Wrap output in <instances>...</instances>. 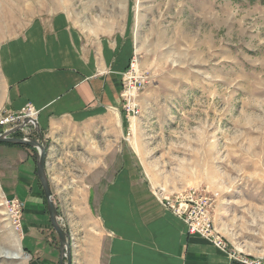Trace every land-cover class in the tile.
<instances>
[{"label": "rangeland", "instance_id": "obj_1", "mask_svg": "<svg viewBox=\"0 0 264 264\" xmlns=\"http://www.w3.org/2000/svg\"><path fill=\"white\" fill-rule=\"evenodd\" d=\"M66 10L82 22L115 12L133 34L132 58L146 77L137 96L139 115L128 119L121 109L134 186L163 210L165 198L205 194L223 238L237 232L239 238H264V0H0V44L25 34L45 13ZM12 125L0 126V135ZM33 136L36 127L28 125L14 138ZM86 197L78 199L80 216L88 215ZM13 200L21 204L18 219L10 215ZM90 205L96 213L97 200ZM23 210L18 197L0 189V264H59V239L51 227L44 238L52 247L49 263L29 256ZM63 216L58 213V222L68 232ZM69 243L72 264H82L83 238Z\"/></svg>", "mask_w": 264, "mask_h": 264}, {"label": "crops", "instance_id": "obj_2", "mask_svg": "<svg viewBox=\"0 0 264 264\" xmlns=\"http://www.w3.org/2000/svg\"><path fill=\"white\" fill-rule=\"evenodd\" d=\"M77 15L45 13L25 34L0 44V116L28 106L38 112L53 203L64 215L69 238L84 240L82 264H102L103 251L105 264H239L188 235L180 219L134 186L120 99V73L137 51L134 37L115 12L86 22ZM122 141V165L116 170ZM0 158L2 193L23 203L24 247L34 260L49 263L52 247L44 238H50L52 226L35 153L25 145L1 144ZM81 195L87 196L88 215L78 212ZM224 239L250 257L264 256V238H239L237 232Z\"/></svg>", "mask_w": 264, "mask_h": 264}, {"label": "built area", "instance_id": "obj_3", "mask_svg": "<svg viewBox=\"0 0 264 264\" xmlns=\"http://www.w3.org/2000/svg\"><path fill=\"white\" fill-rule=\"evenodd\" d=\"M135 56V54L133 55ZM137 61L133 57L129 66L120 73L122 111L129 118H136L139 115L137 104L138 93L144 88L146 77L138 74ZM37 111L28 106L17 115H9L0 117V126L15 123L7 131L23 124L24 120L28 123L20 131L28 125L36 127ZM20 124V125H21ZM26 137H28L26 135ZM24 137V140L30 138ZM162 204L164 209L171 212L175 217L180 219L186 226L189 235L197 236L211 244L214 248L229 254L231 260L239 264H264V256L250 257L247 254L233 248L214 228L212 221V199L211 197L188 191L176 195L174 198H165ZM10 215L12 218H19L21 204L18 200L11 201ZM16 228L19 225H15Z\"/></svg>", "mask_w": 264, "mask_h": 264}, {"label": "water", "instance_id": "obj_4", "mask_svg": "<svg viewBox=\"0 0 264 264\" xmlns=\"http://www.w3.org/2000/svg\"><path fill=\"white\" fill-rule=\"evenodd\" d=\"M28 123V120H24L23 124L4 132L0 135V144H14V145H25L35 150V158H36V174L41 185L44 198L46 200V208L49 215L50 223L58 236L59 239V253H60V263L63 264V258H66V264H72L71 260V251H70V243H69V233L61 228L58 222V213L53 203V198L50 192L46 171H45V159H46V151L47 144L43 140V137L36 125V132L39 140L30 139H17L12 137L14 133L21 130L24 125Z\"/></svg>", "mask_w": 264, "mask_h": 264}, {"label": "bare ground", "instance_id": "obj_5", "mask_svg": "<svg viewBox=\"0 0 264 264\" xmlns=\"http://www.w3.org/2000/svg\"><path fill=\"white\" fill-rule=\"evenodd\" d=\"M5 256L7 257V256H8V254L6 253V254H5Z\"/></svg>", "mask_w": 264, "mask_h": 264}, {"label": "trees", "instance_id": "obj_6", "mask_svg": "<svg viewBox=\"0 0 264 264\" xmlns=\"http://www.w3.org/2000/svg\"><path fill=\"white\" fill-rule=\"evenodd\" d=\"M16 135H17V133L14 136H16Z\"/></svg>", "mask_w": 264, "mask_h": 264}]
</instances>
